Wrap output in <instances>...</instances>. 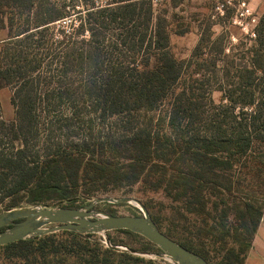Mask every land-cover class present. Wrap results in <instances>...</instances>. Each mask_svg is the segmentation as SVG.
Returning <instances> with one entry per match:
<instances>
[{
    "label": "trees",
    "instance_id": "16d2710c",
    "mask_svg": "<svg viewBox=\"0 0 264 264\" xmlns=\"http://www.w3.org/2000/svg\"><path fill=\"white\" fill-rule=\"evenodd\" d=\"M92 2L82 0L88 8L72 34L58 32L60 76L75 75V82L57 80L40 98L68 102L72 119L137 113L144 119L117 140L90 137L76 148L46 136L36 144L38 101L31 76L40 63L21 72L15 62L0 59V89L21 82L11 96L13 121L0 113V210L88 199L142 183L179 206L178 221L195 218L181 246L209 264H243L264 210V14L251 47L232 55L200 36L191 58L203 56L208 45L211 57L187 75L192 62L171 55L167 21L154 14L150 0L89 7ZM72 8L51 0H0V31L1 11L25 16L18 30L8 26L7 54L26 59L20 44L36 31L49 37L48 27ZM212 88L221 92V103L209 99ZM150 112L158 116L146 118ZM58 234L78 235L59 231L0 251L21 264H151L97 244L89 251L85 243L72 245L70 253L55 239Z\"/></svg>",
    "mask_w": 264,
    "mask_h": 264
},
{
    "label": "rangeland",
    "instance_id": "374dc122",
    "mask_svg": "<svg viewBox=\"0 0 264 264\" xmlns=\"http://www.w3.org/2000/svg\"><path fill=\"white\" fill-rule=\"evenodd\" d=\"M56 4L60 2L66 6H72L69 9L67 16L61 20L54 22L48 27L50 36L44 37V34L32 33L31 38L25 39L22 46L23 52L26 53V59L16 61L8 53V49L12 46L8 45L7 29L11 26L12 30H18L21 28V24L24 22L25 16H15L10 11H1L4 28L0 31V59L4 63L13 61L18 70L28 69L30 66H34L37 62L40 63L38 70L32 74L31 78H34L36 83L35 92L32 95L36 97L37 102V124L38 138L36 144H42L49 136L53 143L62 146H76L79 148L84 144L90 137L92 138H110L119 139L124 134H127L125 128L134 126L135 123L143 121L144 117L141 113L133 114L130 116H116L100 119L96 114L83 115L79 118H69L70 107L68 102L63 100H53L48 97V101H42L41 98H46V92L50 88H54L57 80H62L63 83L67 81L75 82V75L69 79L60 76V71L57 66L60 46L59 43V30L68 31L73 33L72 29L77 28L79 24V15H83L84 10L88 8L82 4V0H51ZM110 0H93L91 6H105ZM224 0H161L159 3L152 6L154 14L161 15L167 21L168 31V43L169 51L171 55L177 61H188L192 62L191 66H187L185 72L190 75L194 69H197L202 65V59L210 58L211 55L207 54L208 47H206L203 56L191 58L192 52L196 47L200 36L206 39L209 37L210 42L216 41L214 44V50H217L219 46L222 47L225 54L232 55L235 53V49H247L253 44V39L247 38L241 29L233 24L235 9L233 6H228L225 9L222 16L218 15L215 10L217 4ZM235 7L236 3L232 0ZM253 12V22H249L248 29L257 28L259 19L264 14V0H246ZM151 3V2H150ZM248 22V21H247ZM20 38H23L22 36ZM82 37H76L79 40ZM23 40V39H22ZM211 45V44H210ZM19 50V47H17ZM20 52V51H15ZM203 52V51H202ZM14 53V52H13ZM15 54V53H14ZM130 54V53H127ZM200 55V54H199ZM3 56V57H2ZM131 56V54H130ZM132 56L135 58L134 53ZM12 62V63H13ZM11 63V64H12ZM10 68V67H8ZM18 71V72H19ZM21 82L16 83L17 87H6L0 89V113L2 120L6 122L13 121L14 109L11 105V96L14 90H16ZM74 87V85H72ZM41 97V98H40ZM209 99L214 103L218 104L222 102L221 92L212 88L208 93ZM158 112H150L146 115V118H156ZM69 118V119H68ZM50 134V135H48ZM2 148L6 149L9 145L4 141L1 145ZM235 176V175H234ZM239 181V180H238ZM237 180L235 183L238 182ZM242 183V182H241ZM244 184V183H243ZM249 188L253 191V187ZM242 189V188H238ZM129 198L136 200L145 209L147 215L152 220H155L154 224L163 233L170 232V239L174 240L178 244L180 240L185 238L194 231V227H191L195 218L187 217L186 220H177L176 210L179 208L175 203H171L161 192H155L148 190L142 183L134 184L130 189L117 190L106 195H98L88 199H78L72 201L59 202L57 200L48 201L40 207L45 208H69L77 209L87 206L90 202L97 198ZM144 204L145 206H143ZM30 207V206H22ZM19 208V207H17ZM93 211L105 213L112 216H139L142 215V211L137 205L129 202H99L95 203L91 208ZM5 210H0V213ZM264 215V210L262 217ZM262 219V218H261ZM264 219V217H263ZM231 221V216L228 219ZM260 225V224H259ZM261 228H257L252 242L251 247L246 255L243 264H264V225ZM260 226V227H261ZM166 235V234H165ZM167 236V235H166ZM60 241L68 250L71 251V246L76 247L81 243L87 244L88 251L93 247L92 245L97 244L102 249H113L115 251L126 252L129 255L137 258H142L145 261H150L151 264H175L169 260L168 257L164 256L163 253L155 246L150 244L147 240L134 233L127 232H116L107 231L104 233L89 234V236L78 234L77 237H71L66 234H58L55 238ZM196 242V241H195ZM113 244V245H112ZM85 256H88L87 251L84 252ZM83 254V255H84ZM0 264H21L20 261L11 259L3 251H0Z\"/></svg>",
    "mask_w": 264,
    "mask_h": 264
},
{
    "label": "water",
    "instance_id": "95a60500",
    "mask_svg": "<svg viewBox=\"0 0 264 264\" xmlns=\"http://www.w3.org/2000/svg\"><path fill=\"white\" fill-rule=\"evenodd\" d=\"M99 202L134 203L142 211V215L112 216L91 210L93 205ZM117 230H126L141 236L175 264H209L198 254L163 234L140 203L129 198H97L87 206L77 209L32 206L13 208L0 213V246L59 231L86 235Z\"/></svg>",
    "mask_w": 264,
    "mask_h": 264
},
{
    "label": "built area",
    "instance_id": "2783aa9c",
    "mask_svg": "<svg viewBox=\"0 0 264 264\" xmlns=\"http://www.w3.org/2000/svg\"><path fill=\"white\" fill-rule=\"evenodd\" d=\"M152 5L159 3L161 0H150ZM236 5L234 7L232 0H224L219 2L215 7L216 13L220 16L224 14L225 9H228V6H233L235 9L233 24L237 25L242 32L245 33L247 38H255L254 26L250 29L249 22H253V12L246 0H234ZM248 21V22H247Z\"/></svg>",
    "mask_w": 264,
    "mask_h": 264
},
{
    "label": "crops",
    "instance_id": "0c3cea01",
    "mask_svg": "<svg viewBox=\"0 0 264 264\" xmlns=\"http://www.w3.org/2000/svg\"><path fill=\"white\" fill-rule=\"evenodd\" d=\"M263 217H264V215H263ZM263 217H262V219H261V221H260V225H259V228H261V230H262V226L261 225H264V219H263ZM261 226V227H260Z\"/></svg>",
    "mask_w": 264,
    "mask_h": 264
},
{
    "label": "bare ground",
    "instance_id": "6f19581e",
    "mask_svg": "<svg viewBox=\"0 0 264 264\" xmlns=\"http://www.w3.org/2000/svg\"><path fill=\"white\" fill-rule=\"evenodd\" d=\"M134 205H136V204H134Z\"/></svg>",
    "mask_w": 264,
    "mask_h": 264
}]
</instances>
